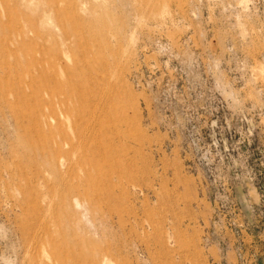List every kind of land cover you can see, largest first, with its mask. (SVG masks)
Instances as JSON below:
<instances>
[{"label":"rangeland","instance_id":"374dc122","mask_svg":"<svg viewBox=\"0 0 264 264\" xmlns=\"http://www.w3.org/2000/svg\"><path fill=\"white\" fill-rule=\"evenodd\" d=\"M0 264H264V0H0Z\"/></svg>","mask_w":264,"mask_h":264},{"label":"bare ground","instance_id":"6f19581e","mask_svg":"<svg viewBox=\"0 0 264 264\" xmlns=\"http://www.w3.org/2000/svg\"><path fill=\"white\" fill-rule=\"evenodd\" d=\"M37 59V58H36ZM65 59V58H64ZM54 61V60H53ZM43 62V61H42ZM57 62V61H56ZM51 67H55V66H51ZM58 67H60V66H58ZM62 68V67H61ZM50 70H51V68H50ZM65 71V70H64ZM63 72V71H62ZM47 73V72H46ZM53 76H52V78H49V77H51V76H49V75H47V80H48V78L49 79H51V80H49V81H47L48 83L49 82H51V81H55V83H54V85H55V87H54V91L53 92H48V90H47V88H45L44 87V89L46 90V94L49 96L48 97V101L46 102V105H47V108H48V112L47 113H45V112H43V114H42V121H43V123H44V127H45V125L46 126H49V127H46L47 129L49 128L50 129V131L48 130V132H49V134H47L48 136H49V138L51 137V141H52V143L53 144H56L57 143V140L55 141V139H57V138H54V136H53V133H56L57 135L60 133V128H61V125H59V124H57V126H55V128H52V127H50L51 125L49 124V120H56L57 119V122H58V119H59V117H66V115L68 116V115H70L69 113L71 112L70 110H69V107H68V99H66L67 98V96L64 98L63 96H64V94L66 93H64V90H63V87H64V85L62 84V82H63V80H61V78L63 77H61L60 75H58L55 71H53ZM76 73V72H75ZM48 74V73H47ZM64 74H66V73H64ZM44 75H45V73H44ZM68 75H69V73H68ZM46 76V75H45ZM71 76V75H70ZM73 76V75H72ZM65 77H67V76H65L64 75V79H66ZM73 78V77H72ZM53 79V80H52ZM67 79H68V77H67ZM66 79V80H67ZM70 79H71V77H70ZM65 80V81H66ZM69 80V79H68ZM53 83V82H52ZM52 83H51V85H52ZM108 84V83H107ZM48 86H49V84H48ZM53 86V85H52ZM41 87V86H40ZM67 87V86H66ZM69 87H70V85H69ZM73 88V87H72ZM40 89V88H39ZM51 89H53V87L51 88ZM66 89V88H65ZM71 89V88H70ZM69 89V90H70ZM74 89V88H73ZM50 91V90H49ZM68 91V90H67ZM80 91V90H79ZM77 92V91H76ZM70 93V92H69ZM68 93V94H69ZM72 94V93H71ZM36 95H37V99L39 98V95H38V93H36ZM44 95V94H43ZM70 96V99H74L75 100V98L76 97H79V94H78V96H76L75 98H74V96H71V95H69ZM68 96V97H69ZM81 97V96H80ZM85 97V96H84ZM83 97V98H84ZM36 98V97H35ZM83 98H82V101H83ZM40 99H43L42 98V96L40 97ZM39 99V100H40ZM36 100V99H35ZM39 100H38V103H39ZM87 100V99H86ZM45 101V100H44ZM43 101V102H44ZM79 101V100H78ZM82 101H79V102H81V104H83L82 103ZM41 102V101H40ZM79 102H77V103H79ZM69 103H71V102H69ZM73 103V102H72ZM72 103L70 104V105H72ZM87 103H89V102H87ZM87 103H85V104H87ZM80 104V103H79ZM80 104V105H81ZM75 105H77L76 104V100H75ZM89 105V104H88ZM84 106V105H83ZM78 107H80V106H78ZM77 107V108H78ZM74 108V107H73ZM86 108V107H85ZM92 108V107H91ZM71 109V108H70ZM79 109V108H78ZM83 109V108H82ZM94 109V108H93ZM72 111H73V109H71ZM80 110V109H79ZM91 110V109H90ZM78 112V111H77ZM81 112V111H80ZM74 113V112H73ZM79 114V113H78ZM71 116V115H70ZM73 116L75 117V114H73ZM73 117V118H74ZM84 117V116H83ZM83 119V118H82ZM86 119V118H85ZM74 120V119H73ZM78 121L80 120V119H77ZM84 120V119H83ZM81 121V120H80ZM74 122V121H73ZM82 123H84V122H82ZM55 124H56V122H55ZM75 124V123H74ZM66 128V127H65ZM63 129H64V127H63ZM54 130H55V132H54ZM75 130H76V128H75ZM74 130V131H75ZM47 131V130H46ZM65 131V130H64ZM81 131V130H80ZM79 131V132H80ZM66 132V131H65ZM79 134V133H78ZM61 135V134H60ZM64 135V134H63ZM62 136V135H61ZM72 136H73V134H72ZM77 136V135H76ZM58 137V136H57ZM63 138H67V137H65V136H62ZM61 137V138H62ZM78 137V136H77ZM60 138V139H61ZM68 140V139H67ZM76 140V139H75ZM80 140V139H79ZM66 141V140H65ZM70 141V140H69ZM72 141H73V139H72ZM56 142V143H55ZM63 142V141H62ZM74 142V141H73ZM64 143V142H63ZM57 145H58V143H57ZM58 148H60L59 146H58ZM72 148V147H71ZM65 152V151H64ZM77 152V151H76ZM63 153V152H62ZM70 166V165H69ZM80 168V167H79ZM65 175H66V173H65Z\"/></svg>","mask_w":264,"mask_h":264}]
</instances>
